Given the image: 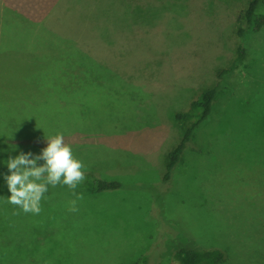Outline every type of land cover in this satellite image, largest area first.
Listing matches in <instances>:
<instances>
[{"label": "rangeland", "instance_id": "1", "mask_svg": "<svg viewBox=\"0 0 264 264\" xmlns=\"http://www.w3.org/2000/svg\"><path fill=\"white\" fill-rule=\"evenodd\" d=\"M249 1L0 0V87L28 85L49 60L77 66L75 88L36 90L54 111L1 116L5 140L39 155L63 133L85 170L122 184L81 189L76 213L65 194L53 211L59 230L35 258L180 264L173 254L185 246L221 248L223 264H264V23L254 26L264 8L248 22ZM214 85L166 180L167 155L192 123L175 114Z\"/></svg>", "mask_w": 264, "mask_h": 264}, {"label": "trees", "instance_id": "2", "mask_svg": "<svg viewBox=\"0 0 264 264\" xmlns=\"http://www.w3.org/2000/svg\"><path fill=\"white\" fill-rule=\"evenodd\" d=\"M259 3H262L264 8V0H250L248 7L243 15L250 22L255 16V12ZM264 23V13L255 20L254 26L258 28ZM243 32L242 28L238 29V34ZM42 46L39 44V47ZM48 48V47H47ZM44 47V49H47ZM38 49V47H35ZM57 50L49 47V50ZM61 50V49H58ZM55 52V51H54ZM237 57H240L238 49ZM67 56L73 57L74 54L67 53ZM48 68L34 72L30 77L28 85L22 87H13L12 89L0 87V92H8L5 99H0V119L4 117L17 116L14 109H20L27 106V115L32 111L44 110L46 113L54 111V106L50 103L48 96L44 97L41 93L36 92L40 87L47 86L53 88L54 93L67 92L66 89L75 88L77 84L76 68L72 66L52 67V61L49 60ZM58 71V74L51 73ZM42 72V73H41ZM216 86L205 89L199 97L191 102L187 111L178 112L175 114L177 121L192 120L189 127L183 130L180 141L169 151L165 166L164 178L169 179L174 171V168L180 160L186 144L190 141L194 127L207 117L211 110L212 101L216 95ZM31 97H34L32 105L29 104ZM40 107V108H39ZM44 113V114H46ZM25 114V113H24ZM15 115V116H13ZM3 131L0 130V264H49L42 257L35 258L33 251L39 245L44 244L50 235H54L58 221L54 206L64 202L65 194L73 193L66 185H57L56 187L49 186L48 192L45 194V199L41 201L42 211L40 214L24 213L17 206L7 203V197L11 195L8 190L7 183L4 179L5 175H10L6 161L23 152L22 148L13 142L5 140ZM24 153V152H23ZM6 167V168H5ZM86 179L76 188V193L81 189H86L90 192H102L115 190L122 186L117 180H106L96 176L92 170H85ZM17 212L19 214L14 215ZM6 249H13L15 252L6 255ZM174 258L180 264H223L226 261V253L221 248L197 249L181 246L173 254ZM145 257L140 260L144 262ZM140 260L133 264H142Z\"/></svg>", "mask_w": 264, "mask_h": 264}, {"label": "clouds", "instance_id": "3", "mask_svg": "<svg viewBox=\"0 0 264 264\" xmlns=\"http://www.w3.org/2000/svg\"><path fill=\"white\" fill-rule=\"evenodd\" d=\"M45 139L47 146L39 155L21 152L6 161L10 175H5L4 179L11 193L6 202L17 206L26 214L38 215L42 211L41 201L45 199L49 186L66 185L76 197L69 202L68 211L76 213L79 211L77 202L84 197L75 190L86 179V166L74 156L63 133ZM41 160L44 163L38 166L37 162Z\"/></svg>", "mask_w": 264, "mask_h": 264}, {"label": "crops", "instance_id": "4", "mask_svg": "<svg viewBox=\"0 0 264 264\" xmlns=\"http://www.w3.org/2000/svg\"><path fill=\"white\" fill-rule=\"evenodd\" d=\"M8 5L12 6L11 4L7 3ZM13 7V6H12ZM26 16V15H25ZM33 51V50H32ZM26 54H28V52H25Z\"/></svg>", "mask_w": 264, "mask_h": 264}]
</instances>
